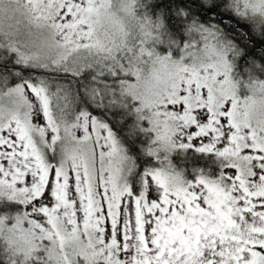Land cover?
I'll return each mask as SVG.
<instances>
[{"label": "snow or ice", "instance_id": "1", "mask_svg": "<svg viewBox=\"0 0 264 264\" xmlns=\"http://www.w3.org/2000/svg\"><path fill=\"white\" fill-rule=\"evenodd\" d=\"M0 264H264V0H0Z\"/></svg>", "mask_w": 264, "mask_h": 264}]
</instances>
